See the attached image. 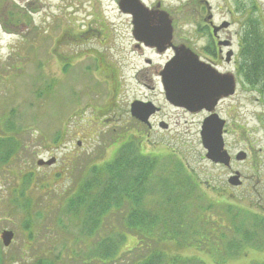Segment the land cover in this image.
<instances>
[{"label":"rangeland","instance_id":"374dc122","mask_svg":"<svg viewBox=\"0 0 264 264\" xmlns=\"http://www.w3.org/2000/svg\"><path fill=\"white\" fill-rule=\"evenodd\" d=\"M14 1L15 4L8 0L14 9L12 20L21 24L15 31L10 28L0 30V137H13L20 145L16 154L0 165V233L3 230L14 233L8 248L0 242L2 264H34L43 255L49 260L61 256L67 264H78L67 251L75 249L72 238L79 235L76 227L80 222L69 219V214H64L61 223L50 219V214L36 217V212L44 211L41 207L44 194L36 190V186L50 189V197L46 199L58 203L73 193L76 183L91 178L92 166L113 161L121 147V134L135 126L129 104L144 99L145 91L131 80L133 70L141 63L133 53L130 20L110 0ZM157 1L175 17L174 25L178 30L186 28L183 15L192 18L198 14V0H144L146 4ZM237 1L246 6L250 2ZM257 1L264 12V0ZM206 2L213 7L216 20L223 16L228 20L230 0ZM251 17L255 19L253 14ZM90 28L101 29V35L93 36L89 41L81 40L79 35ZM69 29L78 37H69ZM259 29L255 28L256 32L259 33ZM258 37L260 43L262 34ZM165 59L166 55L155 56L152 61L162 64ZM112 69L121 72L123 80L122 88L113 96L107 79ZM198 120V116L167 111L168 132L144 131L141 139H135V146L143 155L162 163L174 160L183 164L188 174L185 176L192 184L188 181L178 184L182 178L187 180L185 177L176 179L174 184L176 189L186 190L195 183L190 194V201L196 207L192 208L194 212L208 204L218 207L232 204L264 215V123L260 130L252 131L249 126L257 128L256 121L252 119L251 124H247L249 117L243 110L239 111L235 126H240L241 130L236 129V134L229 132L225 137V149L230 156L246 151L248 139L253 146L252 158L239 163L232 155L230 168H225L201 160L204 151ZM11 126L13 129L7 130ZM59 136L61 140L57 139ZM77 142H80L79 146ZM52 157L56 159L54 166H37L38 160ZM230 170L238 172L240 180L245 181L240 187L227 183ZM28 173H32L35 184L26 190L24 199L18 200L14 191L19 192L25 187L22 180ZM155 176L161 177L159 172ZM252 188V195H249L248 190ZM180 193L176 191V194ZM28 198L33 202L30 209L25 207ZM184 199V196L180 197L182 203H186ZM158 201L159 197H154L145 207L155 213ZM193 213H190L191 220ZM24 224L29 225L27 232L23 230ZM165 227L158 224V237L166 231L171 233V223H167L169 230ZM195 240L190 236L188 242L196 244ZM176 242L164 241L163 251H180L181 255L193 257L203 264L264 261L262 237L253 240L254 244H261V249L243 247L240 252L234 251L233 256L212 249L217 243L214 240L205 241L211 248L204 245L203 249L195 246L179 249ZM135 244L134 237L126 236L119 252L124 254ZM84 249L85 244H82L81 250Z\"/></svg>","mask_w":264,"mask_h":264},{"label":"trees","instance_id":"16d2710c","mask_svg":"<svg viewBox=\"0 0 264 264\" xmlns=\"http://www.w3.org/2000/svg\"><path fill=\"white\" fill-rule=\"evenodd\" d=\"M253 30L256 32L255 27ZM259 44L261 45V41ZM261 57V48L254 49L252 62H260ZM12 129L11 126L7 130ZM60 138L61 136L57 139ZM19 147L17 139L0 137V165L6 164ZM157 172L161 177L156 178ZM90 173L91 178L76 183L73 193L70 192L69 196L58 203L46 199L50 197V189L40 185L35 188L44 194L41 206L44 211L36 212V217L50 214V219L61 223L64 214H69V219L80 222L76 227L79 235L72 238L75 249L67 251L78 264H203L193 257L181 255L180 251H163L164 241L176 242L178 239H181V242H176L179 249L184 246L203 249L204 245L211 248L206 242L214 240L217 243L216 246L212 245V249L228 252L231 256L234 251H241L243 247L262 248L261 244H254L253 240L262 237L264 243V215L232 204H224L222 207L208 204L197 212L192 210L196 209L190 201L195 183L188 187L186 184V190L181 187L176 189L174 184L176 179L182 177L187 180L182 178L183 181L179 180L178 184L186 181L191 183L180 161L166 160L162 163L154 157L143 155L134 142L127 140L118 149L113 161L92 166ZM22 182L25 187L19 192L14 191L18 200L24 199L26 190L33 188L35 181L32 173H28ZM177 190L181 193L176 194ZM181 196H184L186 203H182ZM154 197H159V201L154 208L157 210L152 213L145 204ZM32 203L28 198L25 200V207L30 209ZM190 213H193V220L190 219ZM167 223L172 225L171 233L166 231L158 237V224L169 230ZM23 230L27 232L29 225L24 224ZM126 236L134 237L136 244L123 254L119 251ZM190 236L196 239V244L188 242ZM28 238L32 239L30 235ZM226 239L230 240L226 242ZM82 244H85L84 250H81ZM44 257L37 258L34 264H67L61 256H56L53 260ZM252 264H264V261Z\"/></svg>","mask_w":264,"mask_h":264},{"label":"flooded vegetation","instance_id":"af4514ba","mask_svg":"<svg viewBox=\"0 0 264 264\" xmlns=\"http://www.w3.org/2000/svg\"><path fill=\"white\" fill-rule=\"evenodd\" d=\"M12 1L14 4L16 3L14 0ZM110 1L115 3L118 8V4L122 0ZM139 1L151 12L149 13L150 19H158L161 15L160 13L163 12L165 25L167 29H170H165L167 31L161 30L160 35H167L165 39H145L140 31L134 29L132 16L121 12L123 16L130 20L131 30L129 32L132 39L133 53L141 63L140 67L133 70L131 80L145 91L143 94L144 99H136L132 103L134 101L139 102L141 107L145 108L147 115L144 120H139L131 116L129 110L130 116L135 120V126L130 131H125L121 134V145L127 140L134 142L136 138L141 139L144 131L148 133L154 130L168 132L170 124L166 121L167 111H175L189 117L198 116L200 118L197 123L199 133L204 120L212 114L217 115L224 121L222 137L225 151V137L229 132L236 134V129L238 131L241 130L240 126H235L239 111L243 110L244 114L249 117L247 124H251L252 119L256 121L257 128L249 126V128L252 127V131L260 130L264 123V12L258 7V1L250 0L249 5L246 6L243 2L230 0L232 6L227 11L228 20L224 16L216 20L213 7L206 0H198L196 3L198 4V14L195 13L192 18L181 14L184 16L186 28L180 30L175 28V17L171 16L163 8L160 1L153 4H146L144 0ZM242 5L245 7H242ZM13 10L8 0H0V30L7 31L10 28L15 31V28L21 24V22L19 24L13 22ZM15 14L17 15V13ZM252 14L255 19H252ZM156 23L153 21L149 22L151 25ZM259 26L261 29H259ZM253 27L257 30L259 29V33H256ZM101 31V29H86L79 37L81 40L89 41L93 36L99 37ZM256 34H262L261 45L258 43L259 40L256 38ZM68 36L72 38L77 35L69 29ZM152 41L158 42L159 45L150 47L148 44ZM256 48H261L262 57L260 62L253 63L251 59L252 52ZM183 51H188L196 56L197 61L201 65L200 73L203 77L206 76L211 82H228L225 87H218V89L220 91L222 89L227 90L231 93L222 94L211 112H207L205 109L190 112L182 106L174 105L168 101V83L171 79L167 76L166 66L173 61L177 54ZM163 55H166L164 62L162 64H154L152 58ZM107 79L111 83L113 96L123 86L121 72L112 69ZM131 104L129 105L131 106ZM247 141V150L238 151L246 155L245 159H243L244 161L252 158L253 146L250 140L247 139ZM153 147H156V144ZM151 154L153 155L154 153ZM204 155L201 160H205ZM232 155L233 160H235L236 154ZM228 156L230 155L228 154ZM231 156L230 160L232 159ZM235 173L238 172L230 170L231 176ZM244 182L241 180V184L238 187ZM252 190L253 188L248 190L249 195H252Z\"/></svg>","mask_w":264,"mask_h":264},{"label":"water","instance_id":"95a60500","mask_svg":"<svg viewBox=\"0 0 264 264\" xmlns=\"http://www.w3.org/2000/svg\"><path fill=\"white\" fill-rule=\"evenodd\" d=\"M118 7L122 13L132 16L134 29L140 31L145 39L154 40L167 37V35H160L161 30L167 29L163 13H160L161 15L158 19H150L149 13L151 12L139 0H122ZM150 21L157 23L151 25L149 24ZM148 45L157 47L159 44L152 41ZM166 69L168 71L167 76L171 79L168 83V101L174 105L182 106L190 112H197L203 109L211 112L222 94L231 93L227 90L222 89L220 91L218 89V87H225L228 82H211L206 76L203 77L200 73L201 65L197 61L196 56L188 51L177 54L173 61L166 66ZM145 112V108L141 107L139 102H133L130 106L131 116L139 120H144L147 117ZM223 126L224 121L217 115L212 114L204 120L199 136L201 145L206 152L205 159L213 164L229 167L230 157L224 150L223 144ZM79 145L80 142H77V146ZM245 157L244 153H238L235 156V161H243ZM55 162L56 159L53 157L47 161L38 160L36 164L39 167H50ZM227 182L230 186H239L241 184L239 174L235 173ZM13 238L14 233L12 231L3 230L0 233V242L4 248H8L11 245Z\"/></svg>","mask_w":264,"mask_h":264}]
</instances>
